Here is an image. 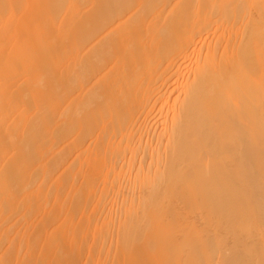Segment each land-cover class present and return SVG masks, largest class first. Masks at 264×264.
Wrapping results in <instances>:
<instances>
[{
  "label": "bare ground",
  "instance_id": "1",
  "mask_svg": "<svg viewBox=\"0 0 264 264\" xmlns=\"http://www.w3.org/2000/svg\"><path fill=\"white\" fill-rule=\"evenodd\" d=\"M260 171L264 0H0V264H264Z\"/></svg>",
  "mask_w": 264,
  "mask_h": 264
},
{
  "label": "rangeland",
  "instance_id": "2",
  "mask_svg": "<svg viewBox=\"0 0 264 264\" xmlns=\"http://www.w3.org/2000/svg\"><path fill=\"white\" fill-rule=\"evenodd\" d=\"M260 172H263V171H260ZM260 172H258L259 174H258V173H256V174L260 175ZM256 174H254V176H256L255 179L257 178V180H256L257 182H259L260 180H263V179H261L260 176H258V175H256ZM261 174H262V173H261ZM263 174H264V172H263ZM262 176H263V175H262ZM263 178H264V177H263ZM252 179H253V182H254V181H255L254 178H252ZM252 179H251V180H252ZM258 179H260V180L258 181ZM251 180H250V181H251ZM256 181H255V182H256ZM260 182H261V181H260ZM256 190H257V189H256ZM256 192H257V193H260V196H259V194L256 193V194L258 195L259 198L256 197L257 195H255L254 193H253V194H252V193H250V194H249V193H246L245 196H251V195H253L254 198H255V199L257 198L256 200L259 201L261 195H262V196H264V195L261 194V192L258 191V190H257ZM263 193H264V192H263ZM248 194H249V195H248ZM245 196H244V198H243V199H245V201H246V202H245V201L243 202V203H244V205H243L244 207H246V205L249 203V202L247 203V201H249V200H251V199H252L253 201H255V200L252 198L253 196L251 197V199H249V198H247V197L245 198ZM261 198H262V197H261ZM240 199H241V198H240ZM243 199H242V200H239L238 202L241 204L242 202H240V201H243ZM262 199H264V198H262ZM262 199H261L260 201H264V200H262ZM258 201H255V202L257 203ZM260 201L258 202V204H261V203H262V202H260ZM255 202H254V203L251 202L250 204H248V206L250 205L249 207H248V206H247L246 208L242 207L243 209H242V208H241V209H242V210L245 209L244 212H246V211L248 212V208H250L252 204H253V205L256 204ZM240 204H239V205H240ZM240 206H242V205H240ZM237 207H238V205H237ZM254 207H255V205H254ZM256 207H257V206H256ZM263 208H264V207H263ZM236 209H237V210H240V208H239V209L236 208ZM242 210H240V211H242ZM251 210L253 211V210H255V208H254V209H251ZM262 210L264 211V209L261 208V212L263 213ZM249 211H250V209H249ZM252 211H250V212L252 213ZM242 212H243V211H242ZM250 212H248V213H250ZM254 212H255V211H254ZM256 212H257V209H256ZM256 212H255V213H256ZM238 213L240 214V212H238ZM257 213H258V212H257ZM257 213H256V217H258ZM262 213H261V214H262ZM258 214L261 216L260 213H258ZM237 215H238V214H237ZM251 215L254 216V214H251ZM251 215H250V214H247V216H249L248 218H251L250 220H254L256 223L259 222V221L255 218V216H254V218H255L256 220H255ZM250 216H251V217H250ZM263 216H264V213H263ZM259 218H260V217H258V219H259ZM254 221H253V222H254ZM251 224H253V223H251ZM254 225H257V224H254ZM252 227H254V229H255V227H257V226H252ZM237 229H238V228H237ZM249 239H251V238H249ZM246 241H247V242H248V241L250 242V240H246Z\"/></svg>",
  "mask_w": 264,
  "mask_h": 264
}]
</instances>
